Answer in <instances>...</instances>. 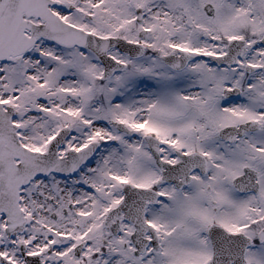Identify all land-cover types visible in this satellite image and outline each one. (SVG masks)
I'll return each mask as SVG.
<instances>
[{
  "label": "snow or ice",
  "instance_id": "snow-or-ice-1",
  "mask_svg": "<svg viewBox=\"0 0 264 264\" xmlns=\"http://www.w3.org/2000/svg\"><path fill=\"white\" fill-rule=\"evenodd\" d=\"M0 264H264V0H0Z\"/></svg>",
  "mask_w": 264,
  "mask_h": 264
}]
</instances>
